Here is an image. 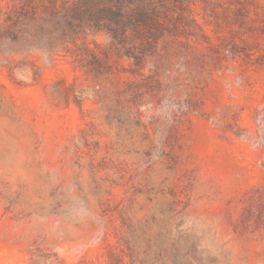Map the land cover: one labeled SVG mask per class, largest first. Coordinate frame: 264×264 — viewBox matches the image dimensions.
<instances>
[{
  "label": "rangeland",
  "instance_id": "374dc122",
  "mask_svg": "<svg viewBox=\"0 0 264 264\" xmlns=\"http://www.w3.org/2000/svg\"><path fill=\"white\" fill-rule=\"evenodd\" d=\"M181 11L150 140L70 58L0 68V264H264V0Z\"/></svg>",
  "mask_w": 264,
  "mask_h": 264
},
{
  "label": "trees",
  "instance_id": "16d2710c",
  "mask_svg": "<svg viewBox=\"0 0 264 264\" xmlns=\"http://www.w3.org/2000/svg\"><path fill=\"white\" fill-rule=\"evenodd\" d=\"M185 2L0 0V68L14 73L32 66L37 80L41 67L31 57L41 55L48 62L70 58L76 70L107 83L93 94L81 91L78 104L93 99L109 110L121 109L150 140L156 116L143 109L148 110L156 88L163 87L172 55L179 54ZM170 4L176 8H169ZM99 37H105L106 44L99 43ZM70 93L68 89V99ZM261 125L264 129V120ZM260 143L264 146V131ZM109 261L126 264V258L114 249Z\"/></svg>",
  "mask_w": 264,
  "mask_h": 264
}]
</instances>
